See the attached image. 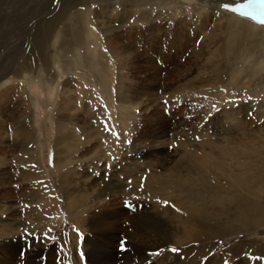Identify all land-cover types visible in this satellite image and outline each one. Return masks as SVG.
Instances as JSON below:
<instances>
[{"label": "rangeland", "instance_id": "rangeland-1", "mask_svg": "<svg viewBox=\"0 0 264 264\" xmlns=\"http://www.w3.org/2000/svg\"><path fill=\"white\" fill-rule=\"evenodd\" d=\"M203 1L217 12L240 16L221 7H235L240 0ZM251 5L256 6L243 11L262 16L258 0ZM215 16L174 0H0V94L13 96L0 106L5 127L0 137V209L5 211L0 210V264H8L5 257L12 248L19 251L10 264H94L90 255L98 250L109 254L108 264H129L124 256L136 253L145 256L141 264H264V235L258 237L264 224H231L233 208L228 206L229 193L235 192L244 207L256 203L264 215V187L251 185L258 175L264 181V53L234 44L238 31ZM47 22L55 27L47 28L52 33L40 59L30 50ZM214 26L218 31L210 30ZM19 57H26L27 67L17 69ZM8 70L15 76L4 75ZM25 90L28 104L9 121L16 96ZM21 125L28 145L12 151L9 145L19 141L15 131ZM230 148L242 153L229 154ZM192 154L209 161L204 175L187 172L198 174L190 185L177 168H190L182 159L187 163ZM25 158L42 177L27 189L25 204L8 210L7 200L15 202L22 192L17 185L26 184L21 182ZM239 162L259 168L247 172L253 175L236 172L239 183L243 178L241 193L227 182ZM103 183L111 193L103 192L99 199H104L96 203ZM216 198L213 206L228 202L222 212L211 208ZM196 202L209 209L200 208L199 216L187 209ZM104 210L120 221V231H112L119 240L94 224V215ZM141 221L152 244L151 236L163 230L162 246L134 249L130 227ZM221 221L227 232L213 230L197 239L190 232L224 230L223 223L217 225ZM169 225L181 227L182 237H167Z\"/></svg>", "mask_w": 264, "mask_h": 264}, {"label": "bare ground", "instance_id": "bare-ground-1", "mask_svg": "<svg viewBox=\"0 0 264 264\" xmlns=\"http://www.w3.org/2000/svg\"><path fill=\"white\" fill-rule=\"evenodd\" d=\"M89 1V0H88ZM174 1H176L178 4H181V5H183V7L185 6V5H188V6H190V5H195L196 4V6L197 7H202V8H206V10H210V12L212 11L213 13H215L216 14V16L215 17H217L216 19L217 20H220L219 18H222V20H223V18H225L226 19V24H227V26H229L230 27V29H235V30H237L238 31V33H239V35L234 39V41H233V43L234 44H241V47H242V50H245L246 52H250V51H254L255 52V54L256 53H260V54H262L263 55V53H264V25H262V24H260L259 23V20L260 19H264L263 18V16H257V17H250V16H246V17H241V16H235V15H232V14H224V13H220V12H217V11H215L213 8H211V6H209V3L208 2H205V1H203V0H174ZM74 2V1H73ZM90 3H92V2H90ZM101 3V2H100ZM117 3V2H116ZM122 3H124V2H122ZM245 3H248V2H244L243 0L241 1H238V4H245ZM82 4H84V3H82ZM105 4V3H104ZM109 4V3H108ZM185 4V5H184ZM75 5V4H74ZM100 5V4H99ZM114 5V4H113ZM166 5V4H165ZM254 6H256V5H251L250 4V6L248 7V8H251V10L252 9H254L253 7ZM72 7V6H71ZM70 8V7H69ZM110 8H112V7H110ZM248 8H245V9H248ZM67 9V8H66ZM212 9V10H211ZM117 10V9H116ZM65 12H66V10H65ZM63 13V12H62ZM61 15V14H60ZM220 15V16H219ZM49 16V15H48ZM222 16V17H221ZM82 17V16H81ZM200 17V16H199ZM50 18V17H49ZM204 19V18H203ZM214 19V18H213ZM215 19V21H217ZM56 20V19H55ZM55 20H54V22H55ZM58 20V19H57ZM85 20V19H84ZM86 21V20H85ZM143 21V20H142ZM218 22V21H217ZM48 23V22H47ZM201 23V22H200ZM224 23V22H223ZM217 24V23H216ZM207 25V24H206ZM47 27L45 28V29H43V31L40 29L36 34H35V36L33 37L34 38V43H33V48L30 50V52L31 53H33V55L32 56H37V57H40V59H42V56L44 55L43 54V47H44V45L46 44V40H47V38L49 37V34H50V32L54 29V27H55V25H54V23L53 22H49L47 25H46ZM124 26V25H123ZM220 27H222L223 28V24H222V26L221 25H219ZM218 26V27H219ZM212 27V26H211ZM218 27L216 28L215 26L213 27V29L211 28L210 30H217L218 29ZM225 27H226V25H225ZM47 28H48V30H51V31H47ZM208 28V27H207ZM57 29V28H56ZM221 29V28H220ZM72 30V29H71ZM56 31V30H55ZM218 31V30H217ZM67 32V31H66ZM207 32V31H206ZM249 33L248 35H246V33ZM52 33V32H51ZM63 33H65V32H63ZM79 33V32H78ZM87 33V32H86ZM53 34H56L55 32L53 33ZM68 36V35H67ZM73 36V35H72ZM58 37V36H57ZM59 38V37H58ZM57 39V38H56ZM61 39H62V37H61ZM58 40V39H57ZM114 40V39H113ZM51 41V40H50ZM55 42H56V40H54ZM53 41V42H54ZM77 41V40H76ZM90 41V40H89ZM88 41V42H89ZM64 42H65V40H64ZM80 42V41H79ZM94 42V41H93ZM71 43V42H70ZM90 43V42H89ZM62 44V43H61ZM114 49H116V48H114ZM121 49V48H120ZM120 49H118V50H120ZM122 50H123V48H122ZM121 50V51H122ZM116 51V50H115ZM26 57H22L21 59H20V57L18 58V60L15 62V66H16V64H18V66H17V69H20V67H21V65H25V64H27V62L25 61L26 59H25ZM31 58V57H30ZM37 59V58H36ZM39 59V58H38ZM239 59V58H238ZM247 59H250V58H248L247 56L245 57V60H247ZM30 61H33V59L32 60H30ZM41 61V60H40ZM39 62V61H38ZM238 64V63H237ZM26 66V65H25ZM27 67V66H26ZM242 67H244V66H242ZM256 68V67H255ZM13 70V69H12ZM8 74H12L13 76H15L14 75V72L13 71H11V70H8V72L7 71H5L4 72V75H8ZM61 88V87H60ZM67 89V88H66ZM63 90V89H62ZM54 91L56 92V94H58V92H59V90H58V86L56 85L55 86V88H54ZM58 91V92H57ZM63 93H65V91L63 92ZM67 93V92H66ZM16 95H18V94H16ZM66 95V94H65ZM11 96V95H10ZM9 94H0V106H3V105H6V102L7 101H9ZM68 96V95H67ZM70 96V95H69ZM5 97V98H4ZM11 97H13V96H11ZM10 97V98H11ZM8 98V99H7ZM61 98V97H60ZM65 98L63 97V100H64ZM68 99V98H67ZM11 100V99H10ZM30 100V97H29V95L27 94V92H26V90H25V92L23 93V94H19V96H16V98H15V102H14V104H12V106H15L16 107V109L14 108L13 110H11L12 112L10 113V115H8L7 116V119L9 120V121H13L15 118H17V117H15L19 112V110L21 109V108H25L26 107V105L28 104V101ZM60 100V99H59ZM63 100H62V102H63ZM67 102V101H66ZM69 102V101H68ZM10 103V102H9ZM71 103H73L74 104V102H72L71 101ZM67 104V103H66ZM8 105V104H7ZM74 106V105H73ZM4 107V106H3ZM5 107H7V106H5ZM8 107H9V105H8ZM60 107V106H59ZM62 107H63V105H62ZM70 107V106H69ZM71 108H72V105H71ZM58 109V108H57ZM61 109V108H60ZM66 109H68L67 108V106H65V110ZM1 110H3V109H1ZM5 110H7V109H5ZM63 111V110H62ZM68 111H69V109H68ZM90 111V110H89ZM2 112V111H1ZM57 112V111H56ZM60 112V114H63V113H61V111H59V109H58V113ZM75 111H73L72 113H74ZM4 114H5V112H3ZM66 113H68V112H66ZM70 115V114H69ZM74 115V114H73ZM1 117L3 118V114H0V119H1ZM63 117V116H62ZM71 118V117H70ZM55 119H57V116H55ZM59 119V118H58ZM75 119V118H74ZM63 120V119H62ZM70 120V119H69ZM58 121V120H57ZM60 121V120H59ZM72 121V120H71ZM75 121H76V119H75ZM74 121V122H75ZM83 121V120H82ZM3 120H0V137L2 136L3 137V135H4V133H3V131H4V129H5V127L2 125L3 123ZM55 122V121H54ZM57 123V122H56ZM60 124H62V123H60ZM69 124V123H68ZM72 124V123H71ZM64 125V124H63ZM74 127V126H73ZM58 128V127H57ZM62 128H64V127H62ZM71 128V127H70ZM74 129V128H73ZM65 130V129H64ZM57 131H59L58 133H61L60 132V129L59 130H57ZM70 131H72L73 132V130H70ZM14 132V131H13ZM16 137H19L20 139H19V141L16 143H13V144H11V145H9V147H11L12 148V151H16L17 150V148H18V146L20 145V146H22V148H23V150H25L26 149V147H27V145H28V142H27V132H26V130L22 127V125L21 126H18L17 128H16ZM72 132H71V134H72ZM64 133V132H63ZM8 134V133H7ZM70 134V133H69ZM62 135H60V137H61ZM72 136V135H71ZM75 136V135H74ZM244 136H245V134H244ZM59 137V136H58ZM4 138V137H3ZM2 138V139H3ZM234 138V137H233ZM0 140V144H3L4 142V140ZM70 139V138H69ZM75 139V138H74ZM59 140V139H58ZM66 141V140H65ZM245 141V140H244ZM68 143V142H67ZM76 144V143H75ZM18 145V146H17ZM33 145V144H32ZM56 145V144H55ZM60 145H62V144H60ZM68 145V144H67ZM139 145V144H138ZM207 145V144H206ZM208 147H210V146H208ZM247 147V146H246ZM140 148V147H139ZM245 148V147H244ZM71 149V148H70ZM79 150V149H78ZM77 150V151H78ZM244 150V149H243ZM59 151V150H58ZM60 151H62V150H60ZM65 151V150H64ZM71 151V150H70ZM212 151H213V149H212ZM229 151V154H232V155H237V154H241L242 153V151H240V150H237V149H235V150H233V149H229L228 150ZM63 152V151H62ZM61 152V153H62ZM216 152H218V154L219 153H221V152H223L222 150H218L217 149V151ZM226 152V151H225ZM60 153V152H59ZM60 153V154H61ZM72 153V152H71ZM74 153V152H73ZM86 153V152H85ZM244 153V152H243ZM56 154V153H55ZM75 155H77V154H75ZM64 156V155H63ZM185 156V155H184ZM239 156V155H238ZM6 158V157H5ZM56 158H57V156H56ZM55 158V159H56ZM65 158V157H64ZM76 158V157H75ZM66 159V158H65ZM81 159V158H80ZM23 160V159H22ZM33 160H34V158H33ZM56 160H58V159H56ZM70 161V160H69ZM195 161V162H194ZM209 160L207 159V158H202V157H200V158H197L195 155H190V157H188V162L187 163H185V159H182V162L185 164V165H187V166H190V168H181V164L179 165L178 164V170H180V174H182V176H181V179H183V177H186L187 178V181L186 182H188L190 185L191 184H195L197 181L196 180H194V176H197L198 174L197 173H187V172H189L190 170H193L194 172H196V171H198V172H202V170H206V169H204V167H205V165L207 164V162H208ZM24 162L27 164V167L24 169V171H22V175H21V177H22V181L21 182H26V184H23V185H17L18 186V189H20L22 192L19 194V196L17 197V198H15V199H17L15 202H13V201H9V200H7V202L6 203H8L7 204V209L8 210H11L13 207H15V206H17V204H25L27 201V199H26V191H27V189H30V188H32L33 186H34V184L36 183L37 184V179H39L40 178V176L42 175H40V173H39V177H38V175H36L35 173H34V168H33V166L30 164V160L28 159V158H25L24 159ZM67 162H68V159H67ZM75 162H77V161H75ZM193 162H194V165H193ZM34 163V162H33ZM71 163L73 164V162L71 161ZM82 163V162H81ZM245 163V162H244ZM56 164V163H55ZM71 164V165H72ZM92 164V163H91ZM69 165V164H68ZM68 165L66 164V167H68ZM78 165H80V164H78ZM56 166V165H55ZM60 166V165H59ZM97 166V165H96ZM175 166V165H174ZM253 164H241L240 162L235 166V168L233 169V173H232V171H231V173H230V176H232L234 179L233 180H227V182L230 184V187L231 188H233V189H235L236 190V188L239 186V190H240V193H241V190H243V187H244V185H242L243 184V178H242V180H241V182L239 183V181H237V178H240V174L242 173L243 175H253L252 173L251 174H248L247 172H254L255 170L256 171H258L259 170V168L257 167V169H253ZM35 167V166H34ZM61 167V166H60ZM69 167H71L70 165H69ZM72 167H74L73 165H72ZM71 167V168H72ZM246 167V173H244V168ZM38 168V167H37ZM83 169V168H82ZM92 169V168H91ZM80 170V169H79ZM38 171V170H37ZM60 171V170H59ZM75 171V170H74ZM87 171V170H86ZM239 171V172H238ZM39 172V171H38ZM89 172V171H88ZM236 172L237 173H240V174H236ZM85 174H86V172H85ZM110 174H112V173H110ZM205 173H201L200 175H204ZM260 174H263V173H260ZM82 176L84 175V174H81ZM94 176V175H93ZM42 177V176H41ZM60 177V176H59ZM79 177V176H78ZM262 177L263 176H261V175H258V176H255V179H256V182H254V183H252L251 185H256V186H258V187H260V189L262 188V187H264L263 185H264V181H263V179H262ZM69 178H70V176H69ZM75 178V177H74ZM86 178V177H85ZM94 178V177H93ZM180 178V177H179ZM43 179V178H42ZM44 180V179H43ZM69 180V179H68ZM81 180V179H80ZM85 180V179H84ZM92 180H94V179H92ZM105 180V179H104ZM103 180V181H104ZM110 180H111V178H110ZM102 181V180H101ZM86 182V181H85ZM91 182V181H90ZM89 182V183H90ZM60 183V182H59ZM102 183V182H101ZM110 183V182H109ZM18 184V183H17ZM66 184V183H65ZM64 184V185H65ZM79 184V183H78ZM84 184V183H83ZM92 184V183H91ZM113 184V183H112ZM261 184H263V185H261ZM62 185H63V183H62ZM64 185H63V187H64ZM67 185V184H66ZM65 185V186H66ZM75 185H77V184H75ZM94 185V184H93ZM103 189L101 190V192L99 191V193L96 195V197L99 199L100 197H101V195H104L103 194V192L104 193H107V191H109L108 189H109V187L110 186H108V185H105L104 183H103ZM81 186H84V185H81ZM41 187H43V186H41ZM68 187V186H67ZM73 187V186H72ZM78 187H80V186H78ZM35 188V187H34ZM44 188V187H43ZM42 188V189H43ZM58 188V187H57ZM66 188V187H65ZM39 189H40V187H39ZM64 189V188H63ZM78 189V188H77ZM76 189V190H77ZM81 189V188H80ZM96 189H97V187H96ZM69 190V189H68ZM90 190V189H89ZM93 190V189H92ZM99 190V189H98ZM82 191V190H81ZM202 191H206V189H204V190H202ZM36 192V191H35ZM41 192V191H40ZM67 192H69V191H67ZM92 192V191H91ZM110 192V191H109ZM29 193H31V192H28V194ZM43 192H41V194H42ZM48 193V192H47ZM53 193V192H52ZM72 193V192H71ZM97 193V192H96ZM111 193V192H110ZM116 193V192H115ZM65 194V193H64ZM73 194V193H72ZM75 194V193H74ZM84 194V193H83ZM95 194V193H94ZM43 195H44V193H43ZM109 195V194H108ZM111 195V194H110ZM34 196V195H33ZM33 196H32V198H33ZM37 196V195H36ZM38 197V196H37ZM67 197V196H66ZM85 197H87V196H85ZM107 197V196H106ZM111 198V197H110ZM176 198L179 200V196H176ZM11 199V198H10ZM38 199H39V197H38ZM37 199V200H38ZM69 199V198H68ZM67 199V200H68ZM104 198H103V196H102V198L101 199H99L96 203H98V202H100L101 200H103ZM113 199V198H112ZM192 199V198H191ZM228 199H229V204L230 205H228V206H231L232 208H233V210H232V217H233V219H234V221H232L231 222V224H238V225H242V226H246L247 228H248V226H251V227H253L254 225H257V224H259L260 226H262L261 224H260V222H262L263 224H264V215L263 214H261L260 212H258V210H259V208H260V206L258 205V204H253V205H250V206H247V207H244L245 205H246V202L242 199V197H238L237 196V194L235 193V192H230L229 193V197H228ZM36 200V201H37ZM66 200V199H65ZM86 200V199H85ZM225 200V199H224ZM2 201V200H1ZM1 201H0V203H1ZM24 201H26V202H24ZM35 201V202H36ZM73 201V200H72ZM94 201H96V200H93V202ZM110 201V200H109ZM90 202V201H89ZM217 203V198H216V200H213L212 201V205H211V208H213V207H216L218 210H216V211H218V212H222L223 210H224V208L225 207H227V203H224V202H222L221 200H220V203H219V205H215V206H213V204L214 203ZM43 203V202H42ZM47 203V202H46ZM70 203V202H69ZM83 203V202H82ZM92 203V202H91ZM104 203V202H103ZM3 204V203H2ZM84 204V203H83ZM114 204V203H113ZM183 204H185V203H183ZM204 204V206H205V208L206 209H209V205L207 204V203H203ZM27 205V204H26ZM43 205V204H42ZM19 206V205H18ZM67 206V205H66ZM76 206V205H75ZM77 206H79V205H77ZM82 206V205H81ZM96 206V205H95ZM97 206H100V205H97ZM45 207V206H44ZM102 207V206H101ZM111 207V206H110ZM1 208H3V206L1 207ZM33 208V207H32ZM43 208V207H42ZM73 208V207H72ZM71 208V209H72ZM84 208V207H83ZM99 208V207H98ZM98 208H96V209H98ZM105 208V207H104ZM200 208H203L202 206H200L199 204H198V202H196V204L193 206V207H187V209L189 210H192V211H194V212H196V214L198 215L199 213H201L202 212V210H200ZM205 208H203V209H205ZM16 209H18V208H16ZM66 209V208H65ZM95 209V208H94ZM119 209V208H118ZM2 212H5V211H3L2 209H0ZM73 210V209H72ZM92 209H90V211H91ZM13 211H15V210H13ZM20 211V210H19ZM74 211V210H73ZM76 211V210H75ZM77 212V211H76ZM78 212H79V210H78ZM92 212H94V211H92ZM97 212H98V210H97ZM96 212V210H95V213H97ZM15 213V212H14ZM33 213V212H32ZM74 213V212H73ZM81 213V212H80ZM89 213V212H88ZM113 213V212H112ZM111 212L109 213L108 212V210H104L103 211V213H102V215H94V224H97V225H99V226H102V228H103V231H104V229H105V233H110V235L111 236H113V234H114V237H116L117 239H118V237H117V235H118V232L117 233H112V231H114L115 229H116V231H120V221L119 220H117L118 218L116 217V216H114V214H112ZM217 213V212H216ZM18 214V213H17ZM127 214V213H126ZM203 214V213H202ZM230 214V213H229ZM3 216V215H2ZM6 216V215H5ZM26 216V215H25ZM55 216V215H54ZM96 216H98V217H96ZM114 216V217H113ZM199 216V215H198ZM10 217V216H9ZM58 217V216H57ZM71 217V216H70ZM129 217V216H128ZM201 217V216H200ZM88 218V217H87ZM92 218V217H91ZM114 219V221H113V219ZM29 219V218H28ZM73 219V218H72ZM78 218L76 217V219L75 220H77ZM85 219V218H84ZM122 219V218H121ZM152 219V218H151ZM33 221V220H32ZM2 222H3V220H2ZM6 222V221H5ZM78 222H80V220L79 221H77V223ZM83 222V221H82ZM87 222V221H86ZM91 222V221H90ZM154 222V221H153ZM74 223V222H73ZM85 223V222H84ZM127 223V222H126ZM132 223V222H131ZM156 223V222H155ZM223 222L221 221V222H219L217 225H219V226H221V224H222ZM8 224V223H7ZM79 224V223H78ZM87 224V223H86ZM6 225V224H5ZM9 225V224H8ZM7 225V226H8ZM19 226H20V224H18ZM80 225H82V224H80ZM93 225V224H92ZM97 225H95V226H97ZM13 226V225H12ZM12 226H8V227H12ZM22 226V225H21ZM27 226V225H26ZM83 226H84V224H83ZM223 226H224V230L223 229H220V230H218V229H213V228H211V227H203V229L202 228H200L201 230H202V232L201 233H198V232H196V231H190L191 232V234L193 235V237H194V239H197L198 238V236H199V234H205V235H209V234H213L212 233V231L214 230V232H227L228 231V228H227V226H225L224 225V223H223ZM169 227H170V229H168L167 230V237H170V238H172V239H178V238H181L182 237V235H183V229L181 228V227H178L177 225H176V227H175V225H173V226H170L169 225ZM201 227H202V225H201ZM24 228V227H23ZM88 228V227H87ZM90 228H91V226H90ZM93 228V227H92ZM97 228H99V227H97ZM131 228V230H132V236L131 237H134V238H132L131 240H132V242H134V240L136 241L133 245H134V249H139V250H141V249H143V250H146V247H151L152 246V248H158V247H160V246H162V238H163V230L160 228V231L161 232H159V233H155V234H153L152 236H151V240H152V242H153V244L150 242V241H148L147 239H146V226H145V223H144V221H141V222H133L132 223V226L130 227ZM2 229V228H1ZM20 229H22V228H20ZM86 229V228H85ZM153 229V228H152ZM159 229V228H158ZM165 229H166V227H165ZM14 230V229H13ZM17 230V229H16ZM19 230V229H18ZM24 230V229H23ZM173 232H172V231ZM249 230V229H248ZM1 231V230H0ZM10 231V230H9ZM9 231H7V232H9ZM78 231H80V230H78ZM93 231V230H92ZM2 232H3V230H2ZM12 232V231H11ZM85 232H87L86 230H85ZM4 233H6V232H4ZM10 233V232H9ZM170 233V234H169ZM15 234V233H14ZM87 234V233H86ZM104 234V233H103ZM3 235V234H2ZM9 235V234H8ZM85 235V234H84ZM108 235V234H107ZM214 235H220L219 233H217V234H214ZM262 235H264V231L262 232V231H260L259 232V236L258 237H260V236H262ZM10 236V235H9ZM28 236V235H27ZM74 236H76V235H74ZM81 236V235H80ZM149 236H150V234H149ZM85 237V236H84ZM101 237V236H100ZM148 237V236H147ZM76 238V237H75ZM79 238V237H78ZM77 238V239H78ZM81 238V237H80ZM83 238V237H82ZM104 238V243L106 242V237H103ZM87 239V238H86ZM107 239H108V243L111 241V240H113L110 236H108L107 237ZM115 241H116V239H114ZM119 240V239H118ZM261 240H263V239H261ZM260 240V241H261ZM5 241V240H4ZM77 242H78V240H76ZM106 242V243H107ZM73 243V242H72ZM101 243V242H100ZM5 244V243H4ZM72 245V244H71ZM79 245V244H78ZM106 245V244H105ZM108 245V244H107ZM110 245V244H109ZM87 246V245H86ZM128 246V245H127ZM76 247V246H75ZM109 247V246H108ZM11 248V247H10ZM40 248H42V247H40ZM92 248V247H91ZM99 248V247H98ZM107 248V247H106ZM141 248V249H140ZM111 249V248H110ZM102 250V249H101ZM18 249H16V248H12V249H10L8 252V256H6L5 257V262H8V264H10V263H12V261L15 259V257H16V255L18 254ZM36 251V250H35ZM41 251H43V250H41ZM99 252V250L97 251V253ZM96 253V255H94L93 253H92V255H90V258H92L93 259V263L94 264H108L109 263V261H106L107 260V255H109V254H107V255H99V254H97ZM142 253H144V252H142ZM101 254V253H100ZM114 255V254H113ZM105 256H106V260H105ZM130 257H128V256H124V261L125 262H129V264H134L135 262H139L140 264L142 263V262H145V256H143V255H141L140 253H136V254H134V255H129ZM143 256V257H142ZM112 257V256H111ZM122 257V256H121ZM147 258V257H146ZM112 260V259H111ZM114 261V260H113ZM78 262V261H77ZM92 262V261H91ZM1 264H3L2 262H1Z\"/></svg>", "mask_w": 264, "mask_h": 264}, {"label": "snow or ice", "instance_id": "snow-or-ice-1", "mask_svg": "<svg viewBox=\"0 0 264 264\" xmlns=\"http://www.w3.org/2000/svg\"><path fill=\"white\" fill-rule=\"evenodd\" d=\"M258 2H259L261 9H262L261 15L264 16V0H258ZM251 3H252V0H250L249 3L237 4L235 7H230L229 4L225 3V4H222L221 7L224 8L225 10H229V11H232L235 13H239L241 17H246V16H248V13L243 11V9L248 8ZM259 23L264 25V19H260ZM105 130H108V129L106 128ZM165 203H167V202H165ZM49 231H51V229ZM171 251L176 252L177 249L173 248V249H171ZM156 254H158V253H156Z\"/></svg>", "mask_w": 264, "mask_h": 264}]
</instances>
